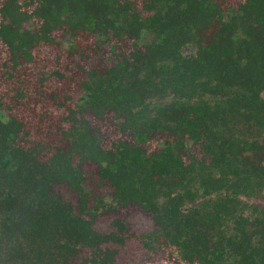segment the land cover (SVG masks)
I'll return each instance as SVG.
<instances>
[{"label": "trees", "instance_id": "1", "mask_svg": "<svg viewBox=\"0 0 264 264\" xmlns=\"http://www.w3.org/2000/svg\"><path fill=\"white\" fill-rule=\"evenodd\" d=\"M167 1L170 10L200 13L211 30L201 31L204 52L175 60V45L163 39L156 57L166 51L169 64L118 59L84 80L76 101L43 62L52 27L80 6L0 0V264H110L117 248L104 244L122 245L128 226L116 217L98 230L92 220L128 204L156 225L140 236L149 258L157 256L146 264H264V0H227L237 7L224 40L209 20L225 0ZM160 91L162 104L153 100ZM86 161L110 188L103 195L87 188ZM58 183L77 196L68 231L47 232L44 220L53 225V210L65 208L44 199L50 213L25 226L48 237V248L21 263L12 250L18 232L3 228L6 202L21 196L14 212H31L26 195L39 190L38 200Z\"/></svg>", "mask_w": 264, "mask_h": 264}, {"label": "flooded vegetation", "instance_id": "2", "mask_svg": "<svg viewBox=\"0 0 264 264\" xmlns=\"http://www.w3.org/2000/svg\"><path fill=\"white\" fill-rule=\"evenodd\" d=\"M73 2L80 7L63 14L65 19L63 26L52 27L49 36L54 43L44 47L50 52L48 61L43 63L51 66L50 69L47 68L50 70L48 78L65 87L66 95L76 101L83 91L82 82L94 78L93 75L103 76L105 71L118 63V59L124 58L143 66L152 61L154 68L169 64L172 60L166 57V51L160 59L156 57L157 48L163 39L175 45L176 49L172 51L175 60L199 57V54L204 52L207 42L205 35H209L211 31L210 29L205 31L206 28L202 27L204 19L198 11L194 10L189 14L181 10H170L167 0H73ZM236 7L235 3L225 0L222 8L217 11L216 18L209 20V24L213 26L216 24L214 28L217 29V33L215 32L214 38L224 40L232 32L234 26L232 15L235 14ZM33 18L36 23V18L34 16ZM201 31H204L205 35L201 34ZM142 70L145 71V68ZM242 73L240 76L242 79L250 76L245 68ZM72 80L77 82L73 83ZM158 93L156 96L161 98L153 100L162 104L168 98L165 97L167 94L165 91ZM196 148L193 147L191 151H196ZM150 219L154 223L151 217ZM139 234L135 236L140 241ZM140 243L143 247L141 241ZM143 250L146 251L144 248ZM151 259H157V256L148 257L139 264H146Z\"/></svg>", "mask_w": 264, "mask_h": 264}, {"label": "rangeland", "instance_id": "3", "mask_svg": "<svg viewBox=\"0 0 264 264\" xmlns=\"http://www.w3.org/2000/svg\"><path fill=\"white\" fill-rule=\"evenodd\" d=\"M49 52L50 51L48 49H44V53L46 55H48ZM81 168L85 173V184L91 192H94L98 194V196H100L103 195L106 191L110 190V188L108 187V185H106L105 182H97L95 172L96 167L91 162H84L81 165ZM34 193V195L31 193L29 197H27L26 195V199L29 198L27 200V208L30 207L31 212L28 211L25 214L23 213L20 215L19 212H14L17 206L20 207L21 203H24V198L20 199L21 196L13 195L6 202L8 211L10 213V219L3 226V228L6 230L18 232L16 234L17 239L15 244H13L14 247L12 250L14 253H16L17 259L21 260V263L27 256L31 258L40 255V248H48V237H42L39 231H37L38 229H35L34 232L36 233H33L28 230L25 226L27 220L29 218H32L33 216H36V214L39 215V217H43L46 213H50L48 212L47 208L43 209L45 205H49V203H46L44 199H50L53 203H57L58 200H62L64 202V215L59 214L62 212H59L58 215L57 213H55L54 210L53 213H51V217H53V222L56 225H54V223L53 225H48V223L45 222L44 218H42V220H44L43 226L46 227L47 232L48 229L52 228L53 226H57L55 230V233H57L58 228H61L62 226L63 231L61 230L60 237L63 236L62 234L65 232V230L68 231L66 225H70V212L71 210H73L72 206L75 205L77 202L76 194L71 189H69L65 183L55 184L53 187L50 188V192H45L43 194L41 192V196L38 200L37 198L39 196V190ZM74 210L76 211V209ZM30 215L31 217H29ZM116 217H121L123 221L128 224V230L125 231L126 241L124 242V244L118 245L111 241L104 244L108 246H115L117 248L115 254L116 258L114 259V262L110 264H139L142 261H146L149 257V252L143 250L140 241L135 235L140 233L138 235L140 236L141 233L148 232L154 228V223L152 222L150 217L139 206L135 204H128L126 206H122L113 210L103 209L92 220V224L98 230H107L111 228L112 219ZM48 234L49 233H47V236ZM35 235L37 236V238ZM80 252L81 251H79L78 253ZM82 253L83 252H81L80 254ZM146 254L148 255L147 257ZM160 254L163 255V252L158 251V255Z\"/></svg>", "mask_w": 264, "mask_h": 264}]
</instances>
